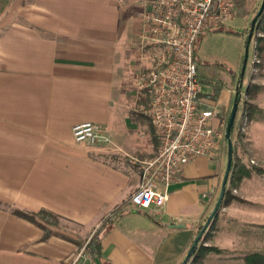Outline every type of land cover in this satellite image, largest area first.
Returning a JSON list of instances; mask_svg holds the SVG:
<instances>
[{
  "label": "crops",
  "instance_id": "obj_1",
  "mask_svg": "<svg viewBox=\"0 0 264 264\" xmlns=\"http://www.w3.org/2000/svg\"><path fill=\"white\" fill-rule=\"evenodd\" d=\"M140 1L0 0V264H182L213 212L224 155L199 158L176 174L159 215L130 204L140 186L130 157H150L140 155L147 137L115 133L125 119L141 133L147 116L148 101L136 88L152 66L139 48ZM249 19L236 16L222 31L244 37ZM253 104L243 165L231 171V198L206 240L217 252L204 264L264 255V96ZM87 122L108 129L113 145L77 143L73 128ZM13 208L51 211L78 230H70L71 240H43L42 229ZM107 217L117 220L94 258L85 247ZM179 224L185 228L169 227Z\"/></svg>",
  "mask_w": 264,
  "mask_h": 264
},
{
  "label": "built area",
  "instance_id": "obj_2",
  "mask_svg": "<svg viewBox=\"0 0 264 264\" xmlns=\"http://www.w3.org/2000/svg\"><path fill=\"white\" fill-rule=\"evenodd\" d=\"M236 5L237 0H141L138 4L139 48L152 66L142 73L136 88L148 98L146 115L158 150L150 157H130L140 173V186L130 199L134 209L159 215L175 175L199 158L218 159L224 150L225 121L215 100L202 90L195 52L202 35L229 28ZM73 137L89 147L113 145L112 135L92 122L76 125Z\"/></svg>",
  "mask_w": 264,
  "mask_h": 264
},
{
  "label": "rangeland",
  "instance_id": "obj_3",
  "mask_svg": "<svg viewBox=\"0 0 264 264\" xmlns=\"http://www.w3.org/2000/svg\"><path fill=\"white\" fill-rule=\"evenodd\" d=\"M253 3V0H248L247 2V8L249 11L248 17L250 18V22L248 24V28L244 30V37L238 38L228 34L226 31L216 32L202 35L196 46V53L198 55L199 62V79L202 82V90L208 96L213 95L215 104L218 106V110L225 121L226 131L234 103L237 99V95H239L238 113L231 132L233 144V163L235 165L234 168H238L240 165H243L242 162L243 159H245L243 154L246 150L247 144L246 138L250 137L251 120L249 118V111L246 109V107L249 104L261 102L264 96V60L259 56V52L256 48L259 38L264 36V22L259 24L257 23L256 25L253 39L249 48L247 67L243 80L240 82L243 63L245 60L246 42L250 33L251 24L262 6V3L260 2L258 4ZM251 5L253 10L252 13L250 10ZM233 30L236 31L237 29L233 28ZM142 120L144 123V128L141 133L137 129L134 130V128L129 124L128 120L125 119L123 126H120L119 131L115 133V137H118L120 140H123V137H147V142L142 141L143 144H145V147H147V151H144L140 155H143V157L144 155L152 156L154 152H156L157 141L154 137L153 129L148 117L142 115ZM258 120L262 121L261 118H258ZM259 136L261 137V135ZM222 155L225 156L224 160L228 165V141L223 152L221 153V156ZM232 173L233 172H230V176ZM227 191L228 195L225 196L217 214L213 218L212 222H210L208 225L202 237L203 248L207 247L211 249V251H208V253L205 255V261L208 259L207 256L210 254V252H217V248L206 246V240L212 236V231L216 227L214 220L219 216L223 204L226 200L228 201L231 198L232 185L228 188L227 184L226 193ZM214 194L215 192L207 193V198L211 200ZM220 194L221 190L218 192L216 198H214L216 203L220 197ZM209 217L205 219L201 225L202 227L206 225ZM68 226L72 231L78 230V227L74 224H68ZM199 232L197 231V235ZM230 254L231 255H229V253H225L222 256L230 257L235 253ZM190 262L191 260L188 264H195Z\"/></svg>",
  "mask_w": 264,
  "mask_h": 264
},
{
  "label": "trees",
  "instance_id": "obj_4",
  "mask_svg": "<svg viewBox=\"0 0 264 264\" xmlns=\"http://www.w3.org/2000/svg\"><path fill=\"white\" fill-rule=\"evenodd\" d=\"M247 2L248 0H237V5H236V16L237 17H247L249 15V11L247 8ZM264 22V12L262 13L261 17L258 20V24ZM221 32H223L221 30ZM228 34L236 36V37H241L243 34L240 31H235L233 29H230L226 31ZM259 56L264 60V36L259 38V41L256 46ZM195 61L197 62L198 65V71H199V62H198V55L195 52ZM201 82V80H200ZM202 85V82H201ZM143 97L148 101V98L143 94ZM210 98H213V95L209 96ZM246 109L249 111V115L254 112L257 107L254 104H249L247 105ZM135 115H139L138 113H134ZM141 115V114H140ZM134 118V115L132 116ZM149 119V118H148ZM149 122L151 124V121L149 119ZM152 127V124H151ZM153 129V127H152ZM154 132V130H153ZM234 163L232 164V169L234 168ZM260 172L264 173V169H258ZM233 171V170H232ZM228 195V191L225 196ZM221 206V205H220ZM12 212L14 215L25 219L35 225H37L40 229H42L44 236L43 240H48L51 237L57 236L66 240H71L70 237V227L68 224H71L70 221H67L66 219L62 218L61 216L48 211V210H41L39 212H28L24 210H20L17 208H13ZM117 220V217L114 219L112 217H107L103 220V223L101 227L94 233V235L91 237V239L88 241L85 251L91 255L94 258H99L101 257L102 254V234L104 231H107L111 228L113 222ZM203 227L200 226L198 229V232L202 229ZM195 240V239H194ZM192 241L190 248L192 247V244L194 242ZM203 239L200 241L196 252L191 258V262L195 264H204L205 263V255L208 253V251H211L210 248H203L202 245ZM78 248H82L83 244L81 243H76ZM189 248V250H190ZM245 261L247 264H264V255L262 254H251L247 257H245ZM190 262V263H191Z\"/></svg>",
  "mask_w": 264,
  "mask_h": 264
},
{
  "label": "water",
  "instance_id": "obj_5",
  "mask_svg": "<svg viewBox=\"0 0 264 264\" xmlns=\"http://www.w3.org/2000/svg\"><path fill=\"white\" fill-rule=\"evenodd\" d=\"M264 12V0L262 2V6L261 9L259 11V13L257 14V16L253 19L252 24H251V29H250V33L249 36L247 38V42H246V49H245V60L243 63V69H242V73H241V79L240 82H242L244 74H245V70L247 67V63H248V57H249V48L253 39V35L256 29V25L258 23L259 18L261 17L262 13ZM239 95H237V99L234 103L233 106V110L232 113L230 115V119L228 122V128L226 131V139L228 141V165H227V169L224 175V179L222 182V187H221V194L220 197L216 203L215 209L212 212V214L210 215L208 222L206 223V225L203 227V229L199 232V234L196 236L192 247L190 248L185 260L183 261L182 264H188L189 261L191 260L192 256L194 255V253L196 252V249L200 243V241L202 240V237L208 227V225L210 224V222H212L213 218L215 217V215L217 214L220 205L222 204L225 195H226V188H227V184H228V180H229V176H230V172L232 170V164H233V144H232V139H231V132H232V128L234 126V122L238 113V108H239ZM170 228H174V229H181V228H185V225H170Z\"/></svg>",
  "mask_w": 264,
  "mask_h": 264
}]
</instances>
